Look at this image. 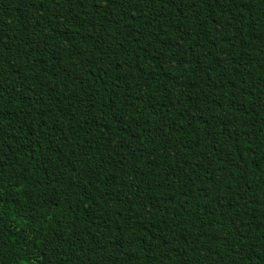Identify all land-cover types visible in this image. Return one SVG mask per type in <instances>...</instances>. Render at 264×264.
<instances>
[{"label":"trees","instance_id":"obj_1","mask_svg":"<svg viewBox=\"0 0 264 264\" xmlns=\"http://www.w3.org/2000/svg\"><path fill=\"white\" fill-rule=\"evenodd\" d=\"M0 264H264V0H0Z\"/></svg>","mask_w":264,"mask_h":264}]
</instances>
